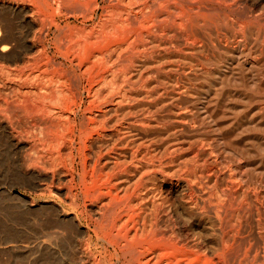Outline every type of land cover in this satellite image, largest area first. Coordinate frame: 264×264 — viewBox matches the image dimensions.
I'll return each mask as SVG.
<instances>
[{
	"label": "rangeland",
	"instance_id": "374dc122",
	"mask_svg": "<svg viewBox=\"0 0 264 264\" xmlns=\"http://www.w3.org/2000/svg\"><path fill=\"white\" fill-rule=\"evenodd\" d=\"M33 1L32 0L31 1H28V0H0V18L1 17L3 19L6 18L4 19V21H2L3 20L2 18H1L2 20L0 19V28L4 30V33H3L0 29V36L3 37L2 35H5L7 31H9V34L7 33V37L8 36L10 37L11 34L12 36H14L12 38L10 37V39L8 40L9 46H11V49L10 47L9 49L10 50L14 49V50H12L11 52L9 49H7L6 51L0 50L2 52L0 55V58H1L0 59V69H1L0 71V98H1L0 99V103H1L0 112L3 113V114L2 113L0 114V121L4 120V122L6 121V123H8L7 120L9 119V117H10L9 120H11L15 116L11 111L8 110L9 108L3 102L4 99L2 100V98L12 97L15 99L16 92H17L16 90H22V91L26 90L27 86L31 87L33 86V84L35 85L37 82L39 84V81H40V84L43 86H46L44 83L46 82L47 84L49 81L47 85H50V84L57 85L58 84L64 89L66 88V90L69 89L70 92H74V91L76 92L77 90L81 92V97L84 101L83 106L75 108L76 110L75 112H77L79 122L81 121L80 118L83 116V113H84L83 110H84L85 102H87L86 100H88L90 96V93L88 91L91 85L95 84L97 87L98 85H102L103 83V85L107 86L108 85L107 83L110 81L107 87H113L115 86V84L119 83L120 85L123 84L122 85L123 88H126L124 87V84L126 82L125 86L129 88V89L126 88V90L130 91L128 92V94L130 93L129 94L130 96L128 95V98L127 97L125 98L128 100V102L125 103V101L127 100H124L123 105L125 106L126 111L127 109L128 110L130 109V111L126 112V116H125L126 119L124 121L127 122L128 119H129L128 121H131L133 119H136L137 116H141V117H137L138 119L140 118L141 119L139 121L137 119L136 123L139 124L141 128L143 127L142 132L144 133L143 134L141 132L139 136L136 135L135 137L138 140L136 139L135 140L137 142L139 141V143H143L142 145V149H143L142 158L143 159H142L141 164H144L142 165L143 171L144 169L146 170L144 172L142 171L145 177H143L142 180L140 181L138 180L137 182H136V179L134 180L131 179L132 183L130 181V186L133 189L136 188L135 190L137 194L139 193L143 197L146 196L144 197V199L146 198V200H148L149 198L148 201L146 200L143 201L144 199L142 200L144 202L142 203V211L145 212L146 210V213H150L152 211V203H151L152 202L151 200H153L152 196L155 194L156 187L161 184L163 185V194L164 196L168 198V204L171 205V209H173V212L175 210L174 214L176 215H178L179 213L181 214L180 217L179 216L177 217L175 215L177 233L179 235L182 234L181 236L187 239L189 238L188 240H191L190 243L192 242V244H197V247H198L197 249L201 252V255H204L202 256L201 259H199L198 257H193V260L191 262L192 264H264V240H263L264 238L258 239V237L256 236V231L258 230L256 222L255 221L251 222L244 215V210L245 209L248 210L247 202H249V200L247 199L248 200L247 201L246 198L242 199L243 200V206H242L243 210L241 209L239 211L241 212L239 219L240 220L242 219L240 225L236 223V226L233 227V226H229L228 222L225 223L226 226L228 227L227 228L225 226V229H230V228L233 229L232 233L230 234L233 238L230 236L229 238L230 241L228 240V246L223 247L222 242H221V233H220L221 228L219 227L221 225L218 224L219 222L215 218V211H217V208L213 207L212 210L208 211L207 209L206 211L203 212V210H201L202 209L201 207L194 208L193 204H188L187 202H185L184 201L185 194L189 193L190 189L187 186L186 181L183 180V176H184L183 173L184 174L191 173V175H193L192 172L194 171L196 172L197 169L198 171L204 169L203 170L204 173L205 172L206 174L208 173L207 176L210 177L208 180L207 179L208 177H206V174H205L204 181L206 182V184L204 183L205 184L204 188L205 190L208 189L206 190V192H208V195L210 194L211 197L215 195L212 197L211 202L212 203L214 202V204H216L217 202L219 203V201L225 200L226 205L228 204V208H230L231 204L232 205L234 204L233 208H237L239 206L235 204L238 202L233 201L234 199L233 197L236 198V195L234 194L235 192L233 189H236V187L243 188L244 190H248V189L250 190V188L251 190L255 189L252 192L256 193L258 195V198L260 197L259 198L260 200H262V198L264 200V0H224V3H223V0H220V1L219 0L179 1L180 3L177 2L176 4V7L178 8L174 9V12H173L176 17V18L174 17L175 19L173 18L175 22L174 31L172 32L170 31V33L169 32L167 33L163 29L162 33H160L161 30L160 32L159 30L158 32L155 30L154 32L158 34V38L156 41L157 43L154 42L153 44H150L148 46H143V47L140 45L139 49L135 50L136 52L127 51V52L122 53L120 55L121 56L120 59L118 58V56H114L113 60L116 62H114V64L110 66V68H107L109 70L107 69H104L103 71L99 70L98 73L101 75H98L94 71L93 73H91L90 77L89 75L88 76L86 75L87 73L85 74V69H84L85 62H83L85 61V58H84L85 53L86 55H88L87 51L89 50V48L88 46L86 47V44L83 41H85L87 35L90 34V31L92 29L91 27L95 28L94 30L92 29L91 32L99 31V29L97 28L98 26L100 28V25L102 26V22L104 21V20L102 21V19H104L106 16L107 18H110L109 13H112L110 9L111 10L113 9L114 11L117 6H120L118 0H98L99 9L95 12L96 14L93 16V18L86 22H83L85 20L84 16L90 13V11L92 10L91 8H93V5H94V2L91 0H88L89 2H87V0H85L86 2L82 0L83 6H82L81 12L78 11V12L73 13V11H68L64 9L62 10L63 13L62 11H60V13L58 14H57V4L53 3L52 4L53 9L52 8L47 9L45 8V6L43 7V5L45 4L42 1L40 0H37V1L35 0L36 2L34 1V3L37 4V7H35L32 4ZM39 1L41 2V4ZM192 1L193 3L191 4L190 2ZM181 2H183V4L185 5L187 3V5L186 6L183 5ZM220 2H222V5ZM86 3L87 4L89 3L88 4L89 6L86 5ZM233 3L235 4V6ZM109 4H112V5H109ZM231 4L233 5V7H230L232 6ZM86 6L88 8H86ZM104 6H108V7H104ZM188 6H190V8H188ZM226 6L228 7L226 8ZM208 7H209V10H207ZM36 8L37 9L39 8L38 11ZM43 8H45L47 12ZM105 8L107 9V11ZM182 8L187 9V11L190 12V13L189 12L186 13L185 17L181 16ZM229 8L230 10H228ZM28 9H29V12H28ZM235 9H237L238 12ZM64 12L67 14L65 15ZM229 12H231V14H229ZM21 13L24 15L25 18H22L23 15ZM31 13L33 17L35 18H33L32 15H30ZM72 13L74 15H72ZM178 13H179L178 15L179 17L176 16ZM18 14L19 16H17ZM228 14L231 16H229ZM69 15H72V16L69 17ZM39 16L42 18H40ZM54 16H55V21H57L55 22V24L52 22ZM48 17L50 18L48 19ZM181 17L183 20H187V21L189 19L190 20L188 22L187 21L185 22L181 19ZM43 18L44 20H42ZM177 18H178V21L176 22ZM245 19L248 21H246ZM1 21L3 23L5 22L4 24L7 23L9 25L7 24L4 25L2 24ZM35 21L38 23H36ZM40 21H42L41 24L42 23L44 24L41 25ZM113 23H114V20H113ZM169 23L172 25L171 21ZM178 23L183 24V26L179 25ZM12 25L14 27H12ZM83 25H84V28H83ZM6 26L10 28L12 27V28L7 29ZM31 26H34L35 28ZM180 26L182 30L180 29ZM74 27L75 28L77 27L79 30L76 28V31L78 30L76 32ZM79 27L80 28L82 27V29H80ZM184 27L185 28L187 27V29L184 30L185 29ZM14 28L15 30H12ZM68 28L70 29L69 33H67L69 31ZM42 30L43 32H41ZM180 31L182 32L184 31V36L186 38L185 37L182 38L183 35H181V38L178 37V34L182 33ZM185 31H187V33L191 36H189ZM74 32L76 33V35H78L79 33L81 34L76 36ZM84 32L87 35H85ZM175 33H178V34L176 35ZM82 34H83V37L84 35L86 37L81 38ZM186 34L188 36H186ZM34 35L37 38H35ZM73 35L76 37H74ZM4 37H6V35ZM68 37H70V39H68ZM173 37H176V38L172 39ZM14 38H17L16 40L18 41L16 42ZM71 38L72 40H74L73 43L72 42L70 43L69 41L71 40ZM77 38H79V41H80L79 47L81 49H78V47L76 49L75 43L77 42V46L79 44L78 43L79 41L77 40ZM163 38H164V41H161ZM114 39L115 38L113 37V39L110 40L111 45H115L118 42L121 43L120 42L121 40H117V39L114 40ZM184 39L190 40V41L186 42ZM19 40H20V43H18ZM65 40H67L68 44L66 43ZM191 40L195 44H192ZM171 41H173V43ZM8 42L7 43L3 42L2 44H0V47L4 44H8ZM34 42L36 43V45L34 44ZM179 42L182 44H180ZM189 42L190 44H188ZM18 44L20 47L18 46ZM72 44H74L73 46L75 47L76 51H74V47L72 48ZM15 45L18 47H16ZM68 45H70V48ZM81 45L83 47H81ZM31 46L33 48H31ZM84 47H86L85 48L86 51L85 49L84 50L82 49ZM37 48L40 51L38 50L37 52L36 51ZM32 50H34L35 53ZM54 51L58 54H56ZM80 51L84 53L81 54ZM9 52L11 53V57H10ZM24 52L26 53V55ZM53 52L55 54H53ZM75 52L76 54L79 53L78 54L79 56L83 55L82 57L78 56V58L80 59L78 58L77 59L80 61H77L76 59L77 56L74 55ZM3 53L9 54V55H4ZM32 53H34L33 55L35 54L38 55V56L36 55L37 57L36 56H33V57H36V58L40 57L41 59L39 58L36 60L34 58L35 59L34 61L33 58H31ZM45 55L48 57V59H46L47 57H45ZM59 55L60 56L62 55L61 58ZM49 56L51 58H49ZM70 56H72V59L70 58ZM28 57L30 58L28 59ZM65 58H68V59H65ZM23 59L24 60L26 59V60L24 61ZM74 59H76L75 63L73 61ZM28 60L29 62H27ZM69 60H71V62ZM32 62L34 63L32 64ZM14 63H16V65H14ZM17 63H19L20 66L17 65ZM24 64H27V65L24 66ZM52 64L53 65L55 64V66H53ZM32 65L34 67V70L36 71H33ZM12 67H14L15 69ZM16 67L19 68L18 72L19 71H22V72L18 73ZM45 68L47 70H44ZM59 68H60L61 73L63 72L64 75L59 74L60 73ZM80 69H82V71ZM5 70H7V72H5ZM15 70L16 72H14ZM31 70L36 74L32 73ZM42 70L45 72L48 71V74L42 73L43 72ZM49 71L54 76L50 74ZM82 72H83V75H82ZM57 73L59 75H57ZM106 74H108L109 77ZM61 75L64 77H61V79L57 80V78H60ZM15 76H17L16 77L17 80L19 79L18 81L16 80ZM52 76L53 78H51ZM65 76H66V79H65ZM102 76H104V80ZM47 77L49 80H47ZM118 77L120 78V80L117 79ZM106 78L108 81L105 82ZM91 79L95 80V82L94 81L92 82ZM14 80L17 81V84H15L16 81ZM50 80H51V83H50ZM65 80L66 81L68 80L67 83H65L66 82ZM19 81L23 83H20ZM29 82L33 84L31 85L29 84ZM68 82L70 83L68 84ZM121 82H124V83H121ZM16 85H19V87L21 86L20 87L21 89ZM24 85H26V87ZM65 86H68V87H65ZM130 87H132L131 88L132 90L130 89ZM134 87L137 90L138 88L136 87H139V90L138 91L135 90ZM9 88L14 89V90H11ZM184 88L186 89L184 90ZM143 89H145V91H148L146 95L149 93L151 95L146 96L145 91H142ZM154 89L156 93L158 92L156 95L152 94L151 92ZM180 90H184V91L180 92ZM133 91L135 92L141 91L140 93H142V95L137 96L136 94H132V93H135ZM215 92H216V95L213 96ZM159 93H161V96L158 95ZM11 94H14V95L11 96ZM131 95H134V97H132ZM148 97L151 99V101ZM214 98L218 99V104L216 105L212 104V101L215 100ZM132 100L134 101V103ZM131 101L134 105L131 103ZM129 102L131 103V105ZM4 104H5V108L4 107L2 108V105L4 106ZM21 104L27 108L26 106L27 104L25 103H21ZM21 104L18 105L19 108L17 109L20 110V113L22 114L21 117L25 118L27 115L26 110H25L26 108L22 107ZM150 106H152V108ZM153 107H155V109ZM144 110L146 112V115H145V112L143 113ZM212 110H213V117H211L210 119L209 114H212ZM134 113L136 114V116H134L135 115ZM151 113L152 115H150ZM129 114H131V116ZM143 115H144V119H143ZM155 115H156V118H155ZM196 117H197V120L195 119ZM181 119L183 121H181ZM186 120L188 121V123ZM2 121L1 123L3 125L6 124V123H3ZM148 121L150 123H147ZM156 123L159 126H157ZM193 125L195 126V128ZM9 128L10 127H8V129ZM8 129H7V132L5 130V134H4V129L0 128V264H40V263L41 264H83L84 261L86 262L85 264H90V263L91 264H94V263L111 264V262L112 264H123L121 260L123 257H121L120 259L121 261L119 260V258H117L119 256L116 255V253L114 252L113 246L108 244V241L105 242V240L103 239H100V238L97 239L98 234L105 235V233L99 231L98 226L94 222H92L95 219L96 215H94L93 213L84 211L86 210L85 208H88L90 206L87 205L86 207L84 204V201L80 199L79 205L77 207L74 205L75 203L72 202V198L66 196L65 194L66 191L68 193L73 192V191L79 193L81 191L79 190L80 187L77 188L75 191L74 187L73 186L71 187V185L68 184L69 183L68 180L72 173L71 170H69V165H70L68 164L70 162L69 159L64 160L63 163L62 162L59 163L57 161L54 162V159L51 158L50 156L49 157L51 159L49 158V160L46 159V157L48 158V156L46 155L41 156V158L37 155L35 156L34 153L30 151L27 146L19 148L16 145H14L13 144L14 140L10 138V135H9V134H15L16 137L18 136V138L25 140L28 138L27 133L26 132L18 133L17 130L16 129L14 130L13 128H10L9 130ZM143 136H145L146 138ZM142 138L143 140H141ZM219 139H221V142ZM152 140H155V141H152ZM167 140L171 142L173 150H174V147L177 145L176 146L177 149L175 148L174 153H173V156L175 154V156L173 157L175 158L174 159L175 163L173 161V166L174 168L177 167L175 168L176 171L173 170L174 171L173 172L170 170L171 172L170 171L167 172V169L165 168H162V170L159 171V167H158L157 170L161 173V175L159 173L155 174L153 173L154 170L152 169V167H149L151 166V164L148 165V163H150V160H149L150 147H153L154 145H155L154 147H156V145L158 146L166 142ZM172 140L174 141V143L172 142ZM146 142H149V143H146ZM223 143H225V145ZM189 146H192V147H189ZM77 147H79V153H81L83 150L82 148H80L81 145L78 144ZM93 150L97 152L98 148L95 147ZM145 150L146 152H143ZM198 150H199V153H198ZM79 153L78 152L76 153L78 154V158H77L78 165L76 164V169L74 170V174H76L75 176L77 178L76 182L79 181V178H78L79 174L77 173H80V172L82 173V163L80 162L81 159L79 158ZM195 155L196 156L198 155V156L196 157ZM218 155H221V156H218ZM216 156H218L219 158ZM179 157L181 160L179 159ZM197 158L198 160H196ZM206 158L208 160H205ZM224 159L226 161H222ZM37 160H41V161L44 160V161L42 163L40 162V165H39V162ZM51 160L55 164L50 163ZM143 160L145 161V163ZM146 160H148L149 162ZM179 160L180 162H178ZM192 161L194 162L193 164H191ZM196 161L197 162L200 161L201 163L200 162L197 163ZM216 161L218 164H216ZM195 163L197 165V168L195 167L196 170H194L193 168L194 166H196ZM202 163H204L205 165H203ZM32 164L37 165V166L34 165L36 168ZM50 164L52 165L50 166ZM209 165L211 166V168H213V171H211L212 169L210 168ZM217 165L219 166V168L216 167ZM27 166L29 167L28 169H27ZM226 166H229V167L227 168ZM50 167H51V170H50ZM38 168H40L42 171ZM120 168L122 169V172L124 174H126V172L127 173L130 172L129 170L130 167L128 165L122 166ZM120 168H118L117 170H119ZM184 168H186L185 171H183ZM229 168L231 171L230 173L233 174L232 175L233 178L231 174L229 173ZM254 168H257L256 172ZM181 169H183L182 170L183 173ZM187 169H189V171ZM190 169L192 170L190 171ZM207 169L209 171H207ZM235 169H237L236 172H235ZM37 170H40L41 174L38 176V178H34L31 174L34 173L36 175ZM48 170H50V172ZM58 172H60L62 175L64 173V176H62V179H61V184L57 183L56 180L51 182L50 179H47V178H51L52 176L51 174L53 173L56 174ZM67 172L68 173L71 172V173L68 174ZM166 172L168 174L171 173L170 176H166L167 174ZM226 173H228L227 176L225 175ZM172 174L174 176L171 180L172 181L171 182L172 185H171V183L167 181L166 178L171 177ZM210 174L212 175L210 176ZM214 175L215 176L217 175L216 176L217 179ZM46 176L47 178L45 180ZM234 176H236V179ZM238 176L239 177L241 176L240 179H238L239 178ZM227 178L228 180H226ZM232 179L235 181H233ZM232 181L235 182L236 184L235 183H234L235 185L232 184ZM134 182L137 184L135 185ZM208 183H212V184L210 185ZM239 183L241 184L239 185ZM225 184H229V186L232 189L231 193L227 192L228 195L230 194L229 196H227V194L224 191V189L226 188ZM212 186H214L216 191L217 190L218 191L214 192V188H211ZM222 186H224L225 188ZM220 187L222 188L221 192L224 191L223 192L224 195L221 194V192H219V190H221ZM166 188L169 192L164 190ZM143 189H144V194H143ZM209 189L211 190V192ZM218 192L219 194H221L223 198L222 197L218 198L216 196ZM147 193L150 195H148ZM64 200L65 202H63ZM227 200L229 201L231 200V201L229 202ZM205 205L207 206V203ZM83 206H85V208ZM143 207L146 209H143ZM192 208L194 209V211ZM82 209H84L83 212H82ZM180 209H182L181 212L184 210V213H187V215L186 214L184 215L183 212L181 213L179 211ZM186 209L190 210L191 212L190 213L189 211L187 212ZM199 211L201 212L202 215L200 214ZM55 212L56 214L54 215ZM76 213L79 214L80 219L77 222L80 224L79 228L81 227L82 229L81 228L79 229L78 227L71 224L72 222L70 221V216L72 217ZM208 213L211 215L206 216V214ZM231 214L232 213L227 212V218L225 219L226 220L230 219L231 216L229 215ZM212 215L214 217H210ZM63 217H65V219ZM201 219L202 220L204 219V220L202 221ZM77 222L75 223L78 224ZM263 225L264 224L262 221L261 226H260L261 229H263L262 228ZM237 226L241 228L238 232L237 230H235L236 228H238ZM76 228H78L77 229L78 231L77 230L75 231ZM82 232H85V233H82ZM192 235L194 236L192 237ZM85 236L87 239L85 238ZM194 237L196 239L193 240ZM94 239L96 240V242ZM200 240L202 241L199 242ZM84 242H86V245ZM202 242L205 244H203ZM80 244H81V247H80ZM203 245H206V246H203ZM104 246H106L105 247L106 249L104 248ZM83 247L85 249H83ZM75 250H77V252ZM82 250L86 251V252L84 251L86 253L85 257H82V255L79 254L81 253L80 251ZM89 254L91 255L89 256ZM93 255L95 257H93ZM101 257H102V260H101ZM116 258L118 259V261Z\"/></svg>",
	"mask_w": 264,
	"mask_h": 264
},
{
	"label": "bare ground",
	"instance_id": "6f19581e",
	"mask_svg": "<svg viewBox=\"0 0 264 264\" xmlns=\"http://www.w3.org/2000/svg\"><path fill=\"white\" fill-rule=\"evenodd\" d=\"M31 1V0H28ZM33 1V0H32ZM35 1V0H34ZM33 1V5L35 7H37V4H35ZM37 1V0H36ZM35 1V2H36ZM42 1L45 5H43V7L45 6V8L47 9H51L52 8V4H57V14L60 13V11L66 9L68 11H73L74 12H78V11H82V6H83V1L82 0H40ZM39 1V2H40ZM85 1V0H84ZM94 2L93 8H91L92 10L90 11V13H86L87 15L84 16L85 20L83 22H86L90 19L93 18V16L96 14L95 12L99 9V4H98V0H91ZM179 1H185V0H118L119 5L115 8V10L113 11V9L110 11H112V13H109L110 18H107V16L102 19V26L100 25V28L98 26L97 29H99V31H95V32H91L92 29L94 30L95 28L91 27V31L90 34L87 35L85 32L84 34L87 35V37L84 35V37H86V40L83 41L86 44V47L88 46L89 50L88 55H86L85 53V62L84 63V69H85V74L89 77L91 75V73H93L95 71V73H97L98 75H101L98 73V71H103L104 69L110 68V66H112L114 64L113 57L114 56H118V58L120 59V55L124 52L127 51H133L136 52L135 50L139 49V46L141 45L143 46H148L150 44H153L154 42L157 41L158 38V34L156 32H154L155 30L158 32L163 31V29L168 33H170V31H174V20L173 18L175 17L174 15V9L178 8L176 7L177 2L180 3ZM194 1V0H193ZM190 2L191 4L193 3ZM198 1V0H197ZM220 1V0H219ZM86 2V1H85ZM87 2H89L87 0ZM102 2V1H101ZM105 2V1H104ZM188 2V1H187ZM203 2V1H202ZM210 2V1H209ZM213 2V1H211ZM218 2V1H217ZM226 2V1H225ZM24 3V2H23ZM30 3V2H29ZM42 3V4H43ZM91 3V2H90ZM183 4V2H181ZM205 3V2H204ZM222 5V2H220ZM219 3V4H220ZM224 3V0H223ZM227 3V2H226ZM17 4V3H16ZM25 4V3H24ZM41 4V2H40ZM89 4V3H88ZM86 3V5H88ZM103 4V3H102ZM213 4V3H212ZM234 4V3H233ZM112 5V4H109ZM108 5V6H109ZM185 5V4H183ZM187 5V3H186ZM185 5V6H186ZM189 5V4H188ZM205 5V4H204ZM207 5V4H206ZM232 5V4H231ZM32 6V5H30ZM89 6V5H88ZM108 6H104V7H108ZM192 6V5H191ZM195 6V5H194ZM193 6V7H194ZM203 6V5H201ZM209 6V5H208ZM235 6V4H234ZM12 7V5H11ZM24 7V5H23ZM29 7V5H28ZM200 7V6H199ZM211 7V5H210ZM216 7V6H215ZM219 7V6H218ZM228 6H226L227 8ZM230 7H233L230 6ZM16 8V6H15ZM20 8V7H19ZM27 8V7H26ZM43 8V9H45ZM86 8H88L86 6ZM184 8V7H183ZM181 9L182 13L181 16L185 17L186 13H188L189 11H187V9ZM188 8H190V6H188ZM205 8V7H204ZM23 9V8H22ZM20 9V10H22ZM37 9V8H36ZM39 9V8H38ZM37 9V11H38ZM53 9V8H52ZM106 9V8H105ZM109 9V8H108ZM199 9V8H197ZM206 9V8H205ZM222 9V8H221ZM10 10V9H9ZM15 10V9H14ZM25 10V9H24ZM46 10V9H45ZM102 10V9H101ZM209 10V7L208 9ZM230 10V8L228 9ZM226 10V11H228ZM237 10V9H235ZM52 11V10H51ZM107 11V9H106ZM225 11V12H226ZM233 11V10H232ZM231 11V12H232ZM12 12V11H11ZM18 12V11H17ZM27 12V11H25ZM29 12V9H28ZM33 12V10H32ZM35 12V11H34ZM44 12V11H43ZM47 12V10H46ZM109 12V10H108ZM231 12H229V14H231ZM238 12V10H237ZM19 13V12H18ZM37 13V12H36ZM63 13V11H62ZM65 13V12H64ZM72 13V15H74ZM85 13V12H84ZM106 13V12H104ZM190 13V12H189ZM193 13V12H192ZM191 13V14H192ZM236 13V12H235ZM22 14V13H21ZM20 14V15H21ZM26 14V13H25ZM43 14V13H42ZM67 13H65L66 15ZM228 14V15H229ZM23 15V14H22ZM21 15V16H22ZM32 15V13L30 14ZM29 15V16H30ZM45 15V14H44ZM72 15H69L72 16ZM179 13L176 15L177 17ZM238 15V13H237ZM236 15V16H237ZM2 16V15H1ZM19 16V14L17 15ZM36 16V15H35ZM49 16V15H48ZM64 16V15H63ZM62 16V17H63ZM231 16V15H229ZM27 17V16H26ZM31 17V16H30ZM28 17V18H30ZM33 17V15H32ZM38 17V15H37ZM40 17V16H39ZM81 17V16H80ZM238 17V16H237ZM2 18V17H1ZM0 18V19H1ZM11 18V17H10ZM22 18H25L24 15L22 16ZM35 18V17H33ZM42 18V17H40ZM46 18V16H45ZM50 17H48L49 19ZM53 18V17H51ZM65 18V17H64ZM76 18V17H75ZM141 18V19H139ZM176 18V17H175ZM174 18V19H175ZM187 18V17H186ZM185 18V19H186ZM189 18V17H188ZM245 18V17H244ZM3 19V18H2ZM1 19V20H2ZM6 19V18H4ZM4 19L2 21H4ZM180 19V18H179ZM182 19V17H181ZM247 19V18H246ZM245 19V20H246ZM8 20V18H7ZM34 20V19H33ZM32 20V21H33ZM44 20V18L42 19ZM47 20V19H46ZM58 20V18H57ZM80 20V19H79ZM101 20V18H100ZM114 20V23H113ZM183 20V19H182ZM190 20V19H189ZM188 20V21H189ZM198 20V19H197ZM1 21V22H2ZM6 21V20H5ZM24 21V19H23ZM27 21V20H26ZM31 21V20H30ZM37 21V20H36ZM35 21V22H36ZM49 21V20H48ZM171 21L172 25L169 23ZM178 21V18L176 19V22ZM183 21H187V20H183ZM187 21V22H188ZM243 21V20H242ZM248 21V20H246ZM12 22V21H11ZM28 22V21H27ZM42 21H40L41 24ZM45 22V21H44ZM52 22L55 24V16L52 20ZM81 22V21H80ZM99 22V21H98ZM100 22V23H101ZM245 22V21H244ZM5 23V22H4ZM2 22V24H4ZM38 23V22H36ZM7 24V23H6ZM4 24V25H6ZM44 24V23H42ZM41 24V25H42ZM95 24V23H94ZM179 24V23H178ZM185 24V23H184ZM9 25V24H7ZM31 25V24H29ZM35 25V24H34ZM182 25L183 24H179ZM87 26V25H86ZM97 26V25H96ZM3 27V26H1ZM5 27V26H4ZM7 27V26H6ZM12 27H14L12 25ZM11 27V28H12ZM34 27V26H31ZM40 27V26H39ZM48 27V26H47ZM50 27V26H49ZM78 27V26H77ZM76 27V28H77ZM89 27V25H88ZM95 27V26H94ZM10 27H7V29ZM10 28V29H11ZM35 28V27H34ZM42 28V26H41ZM75 28V27H74ZM75 28V31H76ZM80 28V27H79ZM84 28V25H83ZM177 28V27H176ZM185 28V27H184ZM1 29V28H0ZM6 29V28H5ZM9 29V30H10ZM33 29V28H32ZM39 29V28H38ZM44 29V27H43ZM69 29V28H68ZM78 29V28H77ZM82 29V27L80 28ZM181 29V26H180ZM187 27L184 29L186 30ZM12 30H15L12 29ZM35 30V29H34ZM79 30V29H78ZM77 30V31H78ZM177 30V29H176ZM182 30V29H181ZM1 31L4 33V30L1 29ZM37 31V30H36ZM76 31V32H77ZM89 31V30H87ZM6 32V31H5ZM43 32V30L41 31ZM40 32V33H41ZM70 32V29L67 33ZM178 32V31H177ZM182 32V31H180ZM187 33V31H185ZM191 32V31H190ZM189 32V33H190ZM2 33V34H3ZM7 33L9 34V31H7ZM7 33L5 34L7 37ZM37 33V32H36ZM39 33V34H40ZM72 33V32H71ZM79 33V32H78ZM89 33V32H88ZM159 33V34H160ZM165 33V32H164ZM202 33V32H201ZM74 34L76 35V33L74 32ZM81 33H79L78 35H80ZM176 35L178 33H175ZM180 34V35H179ZM178 37L181 38V35H183L182 38H184V31L182 33H179ZM188 34V33H187ZM186 34V36H188ZM5 35H2L3 37L0 36V44H2L3 42H8V40L10 39V37H14L11 36L8 38L4 37ZM67 35V34H66ZM76 35V36H78ZM172 35V33H171ZM202 35V34H201ZM16 36V35H15ZM35 36V35H34ZM39 36V35H38ZM68 36V35H67ZM74 36V35H73ZM72 36V37H73ZM74 36V37H76ZM162 36V35H161ZM164 36V34H163ZM175 36V35H174ZM191 36V35H189ZM17 37V36H16ZM80 37V36H79ZM83 34L81 38H84ZM113 37L115 38L114 40H121V43H114L115 45H111L110 40L113 39ZM168 37V35H167ZM18 38V37H17ZM17 38H14L15 41L17 42L18 40H16ZM35 38H37L35 36ZM64 38V37H63ZM176 37H173L172 39H174ZM178 38V39H179ZM186 38V37H185ZM19 39V38H18ZM39 39V38H38ZM68 39H70V37H68ZM75 39V38H74ZM188 39V38H187ZM190 39V38H189ZM195 39V38H194ZM34 40V38H33ZM36 40V39H35ZM77 40L79 41V38H77ZM75 40V41H77ZM83 40V39H82ZM81 40V42H82ZM171 40V38H170ZM185 40V39H184ZM183 40V41H184ZM11 41V40H10ZM38 41V40H37ZM35 41V42H37ZM63 41V40H62ZM67 43V40H65ZM70 43L74 40H69ZM159 41V39H158ZM164 41V38L161 40ZM167 41V40H165ZM178 41V40H177ZM176 41V42H177ZM186 42L190 41V40H185ZM192 41V40H191ZM33 42V41H32ZM34 42V44L36 45V43ZM64 42V41H63ZM173 43V41H171ZM182 42V41H181ZM15 43V42H14ZM20 43V40L19 42ZM69 43V44H70ZM78 46H77V42L75 43L76 45V49L78 47V49H81L79 47L80 45V41L78 42ZM110 43V44H109ZM157 43V42H156ZM161 43V42H160ZM159 43V44H160ZM164 43V42H163ZM180 43V42H179ZM178 43V44H179ZM184 43V42H183ZM31 44V43H30ZM32 44V45H34ZM39 44V43H38ZM68 44V43H67ZM82 44V43H81ZM135 46H134V45ZM171 44V43H170ZM182 44V43H180ZM185 44V43H184ZM190 44V42L188 43ZM192 44L193 43L192 41ZM12 45V44H10ZM41 45V44H40ZM45 45V44H44ZM74 44H72V48ZM83 45V44H82ZM81 45V47H83ZM157 45V44H156ZM16 46V45H15ZM14 46V48H15ZM19 46V44H18ZM16 46V47H18ZM43 46V45H42ZM70 48V45H68ZM159 46V45H158ZM188 46V45H186ZM195 46V45H194ZM193 46V47H194ZM11 49V46H9V42L8 44H4L0 47L1 51H6L7 49ZM20 47V46H19ZM23 47V46H22ZM82 48L83 50L86 48ZM27 48V47H26ZM29 48V46H28ZM27 48V49H28ZM31 48H33L31 46ZM43 48V47H42ZM46 48V47H45ZM44 48V49H45ZM68 48V49H69ZM71 48V50H72ZM141 48V47H140ZM147 48V47H146ZM150 48V47H149ZM148 48V49H149ZM9 49V50H10ZM43 49V50H44ZM75 47H74V51H76ZM143 49V48H142ZM14 50V49H12ZM10 50V52L12 51ZM35 50V49H34ZM32 50V51H34ZM38 48H37V52H38ZM70 50V51H71ZM82 50V51H83ZM147 50V49H146ZM145 50V51H146ZM0 51V55L1 52ZM40 51V50H39ZM46 51V50H45ZM49 51V50H48ZM73 51V52H74ZM81 52V54H83ZM86 51V49H85ZM9 52V53H10ZM16 52V51H15ZM14 52V53H15ZM55 52V51H54ZM53 52V54H55ZM59 52V51H58ZM78 52V50H77ZM8 53V52H7ZM25 53V52H24ZM31 53V52H30ZM35 53V51H34ZM32 53V57L30 55L31 58H33V60L35 61V59H39L36 58L38 55ZM50 53V52H49ZM64 53V52H63ZM67 53V52H66ZM70 53V52H69ZM72 53V52H71ZM4 54V53H3ZM2 54V55H3ZM42 54V52H41ZM47 54V53H46ZM58 54V53H56ZM74 54V53H73ZM79 54V53H78ZM78 54H75L78 58ZM127 54V53H126ZM4 55H9V54H4ZM26 55V53H25ZM23 55V56H25ZM37 55V56H36ZM40 55V54H39ZM72 55V54H71ZM36 56V57H33ZM52 56V55H51ZM60 56V55H59ZM62 56V55H61ZM60 56V58H61ZM66 56V55H65ZM81 56V55H80ZM79 56V57H80ZM83 56V55H82ZM81 56V57H82ZM6 57V56H5ZM10 57H11V53H10ZM27 57V56H25ZM28 57V59L30 58ZM45 57H47L45 55ZM75 57V56H73ZM3 58V57H2ZM7 58V57H6ZM20 58V57H19ZM35 58V59H34ZM43 58V57H42ZM49 58H51L49 56ZM53 58V57H52ZM69 58V57H68ZM65 58V59H68ZM70 58L72 59V56H70ZM83 58V59H84ZM1 59V58H0ZM21 59V58H20ZM41 59V58H40ZM48 59V57L46 58ZM57 59V58H56ZM76 59H74V63L76 62ZM80 59V58H78ZM77 61H80L78 60ZM82 59V58H81ZM124 59V57H123ZM126 59V58H125ZM24 60V59H23ZM26 60V59H25ZM24 60V61H25ZM44 60V59H43ZM42 60V61H43ZM10 61V60H9ZM14 61V60H12ZM23 61V62H24ZM39 61V60H38ZM60 61V59H59ZM71 62V60H69ZM29 62V60L27 61ZM41 62V61H40ZM39 62V63H40ZM63 62V61H62ZM247 62V61H246ZM9 63V62H8ZM20 63V62H19ZM19 63H17V65H19ZM25 63V62H24ZM34 62H32L33 64ZM80 63V62H79ZM29 64V63H28ZM31 64V62H30ZM50 64V63H49ZM73 64V63H72ZM14 65H16V63H14ZM27 64H24V66ZM42 65V64H41ZM53 65V64H52ZM51 65V66H52ZM64 65V64H63ZM70 65V64H69ZM76 65V64H74ZM78 65V64H77ZM20 66V65H19ZM23 66V67H24ZM45 66V65H43ZM55 66V64L53 65ZM52 66V67H53ZM71 66V65H70ZM22 67V65H21ZM33 67V65H32ZM36 67V66H35ZM42 67V66H41ZM57 67V66H56ZM80 67V66H79ZM14 68V67H12ZM29 68V67H28ZM48 68V67H47ZM50 68V67H49ZM64 68V67H63ZM68 68V66H67ZM83 68V67H82ZM136 68V67H135ZM15 69V68H14ZM13 69V70H14ZM17 72H18V67H16ZM21 69V68H20ZM41 69V68H40ZM52 69V68H51ZM54 69V68H53ZM25 70V69H24ZM44 70H47L46 68ZM50 70V69H48ZM58 70V69H56ZM76 70V69H75ZM82 71V69H80ZM109 70V69H107ZM1 71V69H0ZM32 71V70H31ZM30 71V72H31ZM33 71L34 67H33ZM32 71V73H34ZM39 71V70H38ZM43 71V70H42ZM41 71V72H42ZM60 71V68H59ZM5 72H7V70H5ZM10 72V71H9ZM8 72V73H9ZM16 72V70L14 71ZM13 72V73H14ZM22 72V71H19ZM18 72V73H19ZM24 72V71H23ZM58 72V71H57ZM67 72V71H66ZM78 72V71H77ZM84 72V71H83ZM82 72V75H83ZM215 72V71H214ZM17 73V74H18ZM31 73V74H32ZM40 73V72H39ZM42 73H47L48 71H43ZM41 73V74H42ZM50 73V71H49ZM54 73V72H53ZM111 73V71H110ZM12 74V73H11ZM30 74V76H31ZM36 74V73H34ZM52 74V73H50ZM59 74H63V72ZM57 73V75H59ZM68 74V73H67ZM109 74V73H108ZM108 74H106L108 76ZM19 75V74H18ZM26 75V74H25ZM28 75V74H27ZM39 75V74H38ZM53 75V74H52ZM56 75V74H55ZM60 76V78H57V80L61 79V77L64 76ZM80 75V74H79ZM105 75V74H104ZM155 75V74H154ZM20 76V75H19ZM24 76V75H23ZM33 76V75H32ZM37 76V75H36ZM42 76V75H41ZM47 76V75H46ZM49 76V75H48ZM54 76V75H53ZM53 76L51 78H53ZM93 76V75H92ZM17 76H15L16 78ZM27 77V76H26ZM40 77V76H39ZM38 77V78H39ZM50 77V76H49ZM57 77V76H56ZM86 77V76H84ZM101 77V76H100ZM103 80H104V76ZM106 77V76H105ZM109 77V76H108ZM129 77V76H128ZM205 77V76H204ZM8 78V77H7ZM20 78V77H19ZM35 78V77H33ZM55 78V77H54ZM75 78V77H74ZM92 78V77H91ZM130 78V77H129ZM44 79V78H43ZM66 79V76H65ZM85 79V78H84ZM95 79V78H94ZM97 79V78H96ZM102 79V78H100ZM117 79L120 80V78L118 77ZM128 79V78H127ZM136 79V78H135ZM17 80V78H16ZM14 80V81H16ZM19 80V79H18ZM17 80V81H18ZM32 80V79H31ZM36 80V79H35ZM34 80V81H35ZM40 80V79H39ZM42 80V78H41ZM47 80L48 77H47ZM52 80V79H51ZM50 80V83H51ZM56 80V79H55ZM75 80V79H74ZM87 80V78H86ZM92 80V79H91ZM124 80V79H123ZM17 81L15 84H17ZM23 81V80H21ZM30 81V80H28ZM27 81V82H28ZM54 81V80H53ZM66 81V80H65ZM68 81V80H67ZM67 81L65 83H67ZM95 82V80H92V82ZM108 81L107 78L105 80V82ZM115 81V80H114ZM126 81V80H125ZM20 82V81H19ZM25 82V80H24ZM32 82V81H30ZM29 82V84H31ZM60 82V81H58ZM91 82V83H92ZM104 82V83H105ZM110 82V81H109ZM109 82L107 83L109 85ZM132 82V81H131ZM23 83V82H20ZM49 83V81H48ZM47 83V84H48ZM56 83V82H55ZM70 82H68L69 84ZM87 83V82H86ZM113 83V82H112ZM124 83V82H121ZM128 83V82H127ZM152 83V82H151ZM19 84V83H18ZM28 84V85H29ZM33 84V83H32ZM31 84V85H32ZM46 86H43L39 84L38 82L33 86L29 87L26 85H24L26 87V90H16V96L15 99L10 97V98H6L4 97L2 94V96L4 98H2L3 102L6 104V106L9 108L8 110L11 111L14 115V120H7L8 123H6V121L4 122V120L2 121L3 123L6 124H2L0 121V128L4 129V134H5V130L7 132L8 127L13 128L14 130L16 129L18 133H23L26 132L28 138L25 140H22L20 138H18V136L16 137L15 134H9L10 138H12L14 141V145H16L17 147H24L27 146L28 149L30 151H32L34 153V155L39 156L41 158V156H48V158L46 157V159L49 160V158H53L54 162L57 161L59 163H63L64 160L69 159V170H71V176L68 180V184L71 185V187H74V190L76 191L77 188L80 187L79 190H81L79 193L78 192H70L68 193L66 191V196L71 197L72 198V202H74L75 206L78 207L79 205V201L80 199H82L84 201L85 206L88 208H85V206H83L86 210L82 209L86 211V212H90L93 213L94 215H96L95 219L92 221L94 222L98 228L99 231L105 233V235H100L98 234V238L103 239L106 241H108V244L113 246L114 252L116 253V255H118L119 260L121 259V257H123L122 263L123 264H192V260L193 257H198L199 259L202 258L201 252L197 249V244H192V242L190 243L191 240H188L187 238L181 236L182 234H178L177 230H176V218L173 209H171V205L168 204V198L166 196H164L163 194V185H158L155 189V194L152 196L153 200H151L152 202V211L150 213H146L142 211V203H144L143 201L146 200V198L144 199V197L146 196H142L139 193H136V188H132L130 186V181L132 183L131 179H136V182L139 180H142L144 176L143 172L146 171L144 169L143 171V166L144 164L142 163V145L143 143H139V141L137 142L136 140V135L139 136V134L143 131V127L141 128L139 124H137V117H141V116H137L136 119H133L131 121H124L126 118V112L130 111V109L126 111L125 106L123 105V101L127 100L125 99L126 97L128 98V92H130L129 90H126V88H128L127 86L123 88L122 85L123 84H115V86L113 87H107L106 85H98L96 87V85H91L89 88V93L90 96L88 98V100H86L87 102H85V106H84V113L83 116L80 118L81 121H78V116H77V112H75V108L77 107H81L83 106V99L81 97V92L80 91H74V92H70L69 89L66 90V88L64 89L63 87H61L60 85H47L46 82L44 83ZM60 84V83H59ZM64 84V83H63ZM62 84V85H63ZM90 84V83H89ZM100 84V83H98ZM23 85V84H22ZM87 85V84H86ZM206 85V83H205ZM19 87V85H16ZM23 86V87H24ZM94 86V87H93ZM111 86V85H110ZM130 86V85H129ZM11 87V86H10ZM21 87V86H20ZM19 87V88H20ZM22 87V88H23ZM24 87V88H25ZM29 87V88H28ZM68 87V86H65ZM83 87V86H82ZM81 87V88H82ZM147 87V86H146ZM14 88V87H12ZM23 88V89H24ZM86 88V87H85ZM132 87H130L131 89ZM139 90V87H136ZM143 88V87H141ZM145 88V87H144ZM148 88V87H147ZM146 88V89H147ZM150 88V87H149ZM183 88V87H182ZM188 88V87H187ZM11 89V88H9ZM16 89V88H15ZM21 89V88H20ZM71 89V88H70ZM129 89V88H128ZM135 89V87H134ZM163 89V88H162ZM186 88H184L185 90ZM189 89V88H188ZM187 89V90H188ZM217 89V88H216ZM4 90V89H3ZM14 90V89H11ZM10 90V91H11ZM72 90V89H71ZM81 90V89H80ZM132 90V89H131ZM137 90V89H135ZM137 90V91H138ZM184 90H180L184 91ZM136 91V92H137ZM142 91H145V89H143ZM5 92V91H4ZM9 92V91H8ZM135 92V91H133ZM132 93V94H136L138 95H142V93L137 92V93ZM152 94L156 95V91L155 89L151 91ZM179 92V91H178ZM193 92V91H192ZM88 93V94H89ZM146 93H148V91H145V95ZM173 93V92H172ZM169 94V93H168ZM188 94V92H187ZM14 94H11V96ZM151 94H147L146 96H150ZM159 96H161V93L158 94ZM167 95V94H166ZM186 95V94H185ZM216 95V92L213 94V96ZM1 96V97H2ZM6 96V95H5ZM87 96V95H86ZM130 96V95H129ZM132 97H134V95H131ZM169 96V95H168ZM172 96V95H171ZM177 96V95H176ZM197 96V95H195ZM212 96V95H211ZM141 97V96H140ZM152 97V96H151ZM155 97V96H154ZM165 97V96H164ZM173 97V96H172ZM12 98V100H11ZM131 98V97H130ZM129 98V100H130ZM149 98V97H148ZM147 98V100H148ZM176 98V97H175ZM1 99V98H0ZM10 99V100H9ZM132 99V98H131ZM150 99V98H149ZM153 99V98H152ZM215 100L212 101V104L216 105L218 104V99L214 98ZM16 100V101H15ZM146 100V99H145ZM154 100V99H153ZM152 100V101H153ZM133 101V100H132ZM131 101V103H132ZM151 101V99H150ZM169 101V100H168ZM209 101V99H208ZM128 102L125 101V103ZM140 102V101H139ZM172 102V101H171ZM21 103H25L27 104V108L24 107ZM130 103V102H129ZM128 103V104H129ZM130 103V105H131ZM134 103V101H133ZM132 103V104H133ZM176 103V102H175ZM1 104V103H0ZM3 104V103H2ZM5 104L4 106L2 105V108H5ZM22 105V107L26 108V117L23 118L21 117L22 114L20 113V110H18L17 108L18 105ZM136 104V103H135ZM157 104V102H156ZM169 104V103H168ZM208 104V103H207ZM134 105V104H133ZM139 105V104H138ZM200 105V104H199ZM1 106V105H0ZM144 106V105H142ZM149 106V105H148ZM181 106V105H180ZM137 107V106H136ZM152 108V106H150ZM164 107V106H163ZM130 108V107H129ZM142 108V107H141ZM155 109V107H153ZM7 109V108H6ZM4 109V110H6ZM138 109V108H137ZM185 109V108H184ZM183 109V110H184ZM79 110V109H78ZM135 110V109H134ZM157 110V109H156ZM167 110V109H166ZM174 110V109H173ZM182 110V112H183ZM19 111V113H18ZM133 111V110H132ZM150 111V110H149ZM180 111V110H179ZM189 111V110H188ZM187 111V112H188ZM4 112V111H3ZM145 112V110L143 111V113ZM169 112V111H168ZM181 112V113H182ZM185 112V113H187ZM206 112V111H205ZM2 112H0L1 114ZM7 113V112H6ZM136 113V112H135ZM134 113V114H135ZM149 113V112H148ZM147 113V114H148ZM164 113V112H163ZM194 113V112H193ZM192 113V114H193ZM3 114V113H2ZM9 114V113H8ZM7 114V115H8ZM79 114V113H78ZM137 114V113H136ZM136 114L134 116H136ZM140 114V113H139ZM165 114V113H164ZM24 115V113H23ZM131 116V114H129ZM146 115V112H145ZM152 115V113L150 114ZM222 115V113H221ZM2 116V115H1ZM192 116V115H191ZM3 117V116H2ZM148 117V116H147ZM209 117L211 119V117H213V110H212V114H209ZM8 118V117H6ZM129 118V117H128ZM156 118V115H155ZM161 118V117H160ZM141 119V118H140ZM138 119V121L140 120ZM143 119H144V115H143ZM142 119V120H143ZM151 119V117H150ZM154 119V117H153ZM165 119V118H164ZM197 120V117L195 118ZM136 120V121H135ZM141 120V121H142ZM135 121V122H134ZM144 121V120H143ZM181 121H183L181 119ZM187 121V120H186ZM171 122V121H170ZM185 122V121H184ZM206 122V121H205ZM132 123V124H131ZM143 123V122H142ZM141 123V124H142ZM145 123V122H144ZM147 123H150L149 121ZM188 123V121H187ZM154 124V123H153ZM157 124V123H156ZM195 124V123H194ZM152 125V124H151ZM170 125V124H168ZM192 125V124H191ZM248 125V123H247ZM148 126V125H146ZM154 126V125H153ZM157 126H159L157 124ZM194 126V125H193ZM150 127V125H149ZM202 127V126H201ZM219 127V126H218ZM9 128V129H10ZM147 128V127H146ZM161 128V127H160ZM166 128V127H165ZM192 128V127H191ZM195 128V126H194ZM8 129V130H9ZM149 129V128H148ZM152 129V128H151ZM154 129V128H153ZM184 129V128H183ZM193 129V128H192ZM157 130V129H155ZM161 130V129H160ZM175 130V129H174ZM12 131V130H10ZM145 131V130H144ZM173 131V130H172ZM210 131V130H209ZM9 133V131H8ZM143 133V132H142ZM150 133V132H149ZM155 133V132H154ZM160 133V132H159ZM166 133V132H165ZM180 133V132H179ZM253 133V132H252ZM7 134V133H6ZM144 134V133H143ZM153 134V132H152ZM156 134V133H155ZM8 135V134H7ZM158 135V134H157ZM222 135V134H221ZM149 136V135H148ZM9 137V136H8ZM135 137V138H134ZM145 137V136H143ZM164 137V136H163ZM172 137V136H171ZM139 138V137H138ZM146 138V137H145ZM182 138V137H181ZM180 138V139H181ZM185 138V137H184ZM197 138V137H196ZM136 139V140H135ZM169 139V138H168ZM171 139V138H170ZM179 139V140H180ZM183 139V138H182ZM189 139V138H187ZM193 139V138H191ZM226 139V138H225ZM256 139V138H255ZM140 140V139H139ZM143 140V138L141 139ZM200 140V139H199ZM221 142V139H219ZM258 140V139H257ZM256 140V141H257ZM145 141V140H144ZM143 141V142H144ZM155 141V140H152ZM194 141V140H193ZM172 142L174 143V141L172 140ZM149 143V142H146ZM80 144L83 150L81 153H79V147H77V145ZM177 144V143H176ZM225 145V143H223ZM147 145V144H146ZM151 146V145H150ZM155 146V145H154ZM150 147L149 150V160L152 169L154 170L153 173H159L161 175V173L159 172L160 170H162V168L167 169L168 171H176L175 167L173 166V161L175 158H173L175 156H173L174 150L176 148V146L172 147V144L169 140H167L166 142L160 144V145H156V147ZM97 147L98 151H94L93 149ZM180 147V146H179ZM192 147V146H189ZM200 148V147H199ZM147 149V148H146ZM149 149V148H148ZM177 149V148H176ZM190 149V148H189ZM183 150V149H182ZM225 150V149H224ZM185 151V150H184ZM189 151V150H188ZM79 153V158L81 159L80 162L82 163V173H77L79 174V181L76 182V174H74V170L76 169V164H77V158H78V154ZM143 152H146L143 151ZM32 153V154H33ZM199 153V150H198ZM210 154V153H209ZM208 155V154H207ZM50 156V157H49ZM144 156V155H143ZM186 156V155H185ZM184 156V157H185ZM196 156V155H195ZM198 156V155H197ZM196 156V157H197ZM221 156V155H218ZM216 156V157H218ZM148 157V156H147ZM187 157V156H186ZM209 157V156H208ZM207 157V158H208ZM215 157V156H214ZM50 158V159H51ZM205 160H208V159ZM219 158V157H218ZM37 159V158H36ZM43 159V158H42ZM45 159V157H44ZM52 159V160H53ZM146 159V158H144ZM180 159V157H179ZM216 159V158H215ZM222 159V158H221ZM50 163H54V162ZM178 160V159H177ZM181 160V159H180ZM180 160L178 162H180ZM185 160V159H183ZM182 160V161H183ZM190 160V159H189ZM198 160V158L196 159ZM241 160V159H240ZM39 162L42 163L43 161L41 160H37ZM144 161V160H143ZM188 161V160H186ZM210 161V160H209ZM222 161H226L225 159ZM37 162V163H38ZM67 162V161H66ZM184 162V161H183ZM195 162V160H194ZM192 161L191 164L194 163ZM197 162V161H196ZM200 161H198L197 163H199ZM208 162V161H207ZM220 162V161H219ZM145 163V161H144ZM175 163V161H174ZM190 163V162H189ZM201 163V162H200ZM209 163V162H208ZM221 163V162H220ZM245 163V162H244ZM55 164V163H54ZM203 165H205L204 163H202ZM207 164V163H206ZM216 164L217 161H216ZM223 164V162H222ZM221 164V166H222ZM33 166L35 164H32ZM52 164H50L51 166ZM78 165V164H77ZM129 166L130 167V172L126 174H124L122 172V169L120 167L122 166ZM146 165V166H148ZM196 165V163H195ZM37 166V165H35ZM34 166V167H35ZM48 166V165H47ZM68 166V165H67ZM186 166V164H185ZM184 166V167H185ZM189 166V165H188ZM199 166V164H198ZM202 166V165H201ZM210 166V165H209ZM230 166V165H229ZM229 166H226L227 168ZM238 166V165H237ZM58 167V166H57ZM159 167V171L157 170V168ZM183 167V166H182ZM190 167V166H189ZM197 165L194 166V170H196ZM217 168H219V166H216ZM29 167L27 166V169ZM32 168V167H31ZM36 168V167H35ZM41 168V167H40ZM38 168V169H40ZM44 168V167H43ZM49 168V167H48ZM66 168V167H65ZM118 168H120L119 170H117ZM174 168V169H173ZM187 168V167H186ZM181 169V171H185V169ZM192 168V169H193ZM202 168V167H200ZM205 168V166H204ZM207 168V167H206ZM209 168V167H208ZM211 168V166H210ZM221 168V167H220ZM231 168V167H230ZM229 168V173L231 172ZM54 169V167H53ZM79 169V168H78ZM147 169V168H146ZM190 169V171L192 170ZM213 171V168H211ZM41 170V169H40ZM37 170L36 175L33 173L31 174L34 178H38V176L41 174V171ZM45 170V169H44ZM51 170V167H50ZM50 170H48L50 172ZM67 170V169H66ZM128 170V171H129ZM189 171V169H187ZM204 170V169H203ZM203 170H199L197 169V171L193 173V175L188 174H184L183 171V180L186 181L187 186L190 189V192L185 194L184 197V201L187 202L188 204H193L194 208H199L201 207L204 211H206L208 209V211L212 210L213 207L217 208V211H215V218L218 220V224H220L221 226H219L221 229V242L223 247H227L228 246V240L230 241V234L232 233V228L230 229H225L226 226V222H228L229 226H236V223L238 225H240L241 220L239 219L240 213L239 212L242 209L243 206V198L246 200L248 199L249 202L247 205L248 210H244V215L246 216V218H248L251 222L255 221L258 227V230L256 231V236L258 237V239H263L264 238V225L262 226L263 229H261V222L263 221L264 224V200L262 198V200H260L258 198V195L254 192H252L253 190H244L243 188H239L236 187V189L234 190V194L236 195V198L233 197V201L234 202H238L235 203L237 205H239L237 208H233L234 204L230 205V208H228V204L226 205L225 200L219 201V203L217 202L216 204H214V202H211L212 197L210 196V194L208 195V192H206V189L204 188V185L206 184V182L204 181L205 179V174ZM227 170V169H225ZM224 170V171H225ZM255 172L257 171V168H254ZM47 171V170H46ZM55 171V170H54ZM65 171V170H64ZM79 171V170H78ZM77 171V172H78ZM125 171V170H124ZM127 171V170H126ZM143 171V172H142ZM165 171V170H164ZM170 171V172H171ZM173 171V172H174ZM207 171H209L207 169ZM233 171V170H232ZM237 171V169H235V172ZM57 172V171H56ZM61 172V171H60ZM58 172V173H53L51 174V178H47V176L45 177L47 179H50L51 182H53L54 180L57 181V183L61 184V179L63 175ZM66 172V171H65ZM166 172V173H167ZM180 172V171H179ZM44 173V171H43ZM68 173V172H67ZM68 173V174H70ZM147 174V172H146ZM171 174V173H170ZM170 174H166V176H170ZM178 174V173H177ZM208 174V173H207ZM207 179L209 180V176ZM213 174V173H212ZM210 174V176L212 175ZM228 173H226L225 175L227 176ZM231 176L233 175L232 173H230ZM237 174V173H236ZM240 174V172H239ZM238 174V175H239ZM47 175V174H46ZM66 175V174H65ZM180 175V173H179ZM182 175V174H181ZM224 175V176H225ZM67 176V175H66ZM173 174L171 177L166 178L167 181H169L170 183L172 182V178H173ZM215 176V175H214ZM217 176V175H216ZM215 176V177H216ZM221 176V175H220ZM223 176V177H224ZM42 177V176H41ZM57 177V178H55ZM147 177V175H146ZM149 177V176H148ZM151 177V176H150ZM222 177V178H223ZM236 179V176H234ZM239 177V176H238ZM241 177V176H240ZM240 177L238 179H240ZM233 178V176H232ZM40 179V178H39ZM65 179V180H66ZM217 179V177H216ZM214 179V180H216ZM237 179V181H238ZM41 180V179H40ZM177 180V179H176ZM228 180V178L226 179ZM231 180V179H229ZM233 180V179H232ZM235 181V180H233ZM232 181V184H234L235 182ZM236 181V182H237ZM64 182V181H63ZM66 182V181H65ZM162 182V181H160ZM230 182V181H229ZM244 182V181H243ZM50 183V182H49ZM135 183V182H134ZM205 183V184H204ZM222 183V182H220ZM227 183V181H226ZM238 183V182H237ZM245 183V182H244ZM31 184V183H30ZM51 184V183H50ZM67 184V183H66ZM137 183H135L136 185ZM147 184V183H146ZM159 184V183H158ZM179 184V183H178ZM183 184V183H181ZM208 184H212V183H208ZM236 184V183H235ZM234 184V185H235ZM241 183H239L240 185ZM28 185V184H27ZM52 185V184H51ZM54 185V184H53ZM79 185V186H78ZM172 185V183H171ZM209 185V186H210ZM221 185V184H220ZM232 185V186H234ZM244 185V184H243ZM49 186V185H48ZM66 186V185H65ZM138 186V185H137ZM145 186V185H144ZM156 186V185H155ZM246 186V185H245ZM51 187V186H50ZM59 187V186H58ZM68 187V186H67ZM135 187V186H134ZM167 187V186H165ZM170 187V186H169ZM218 187V186H217ZM216 187V188H217ZM224 187V186H222ZM226 187V188H225ZM225 193L228 195V193L232 192L231 187L229 186V184H225ZM250 187V186H249ZM132 188V189H131ZM208 188V187H207ZM211 188H214V186H212ZM221 188V187H220ZM147 189V188H146ZM170 189V188H168ZM173 189V188H172ZM218 189V188H217ZM52 190V189H51ZM56 190V189H55ZM59 190V189H58ZM72 190V189H71ZM166 191V189H164ZM176 190V189H174ZM210 190V189H209ZM139 191V189H138ZM148 191V190H147ZM216 191V189L214 188V192ZM218 191V190H217ZM216 191V192H217ZM222 191L219 190V192ZM223 191V192H224ZM257 191V190H256ZM255 191V192H256ZM56 192V191H54ZM169 192V191H168ZM188 192V191H187ZM211 192V190H210ZM219 192L216 194V196L218 198L222 197L221 194L224 195L223 192H221V194H219ZM228 192V193H227ZM182 193V192H181ZM142 194V193H141ZM143 194H144V189H143ZM148 194V193H147ZM169 194V193H168ZM63 195V194H62ZM150 195V194H148ZM208 195V196H207ZM226 196V195H225ZM226 196V197H227ZM143 197V198H142ZM225 197V198H226ZM148 198V196H147ZM223 198V197H222ZM221 198V199H222ZM224 198V199H225ZM230 198V197H229ZM232 198V197H231ZM144 199V200H143ZM216 199V198H215ZM214 199V200H215ZM81 200V201H82ZM143 200V201H142ZM149 200V198H148ZM146 200V201H148ZM247 200V201H248ZM62 201V200H61ZM200 201V202H199ZM216 201V200H215ZM229 201V200H227ZM231 201V200H230ZM229 201V202H230ZM54 202V201H53ZM65 202V200L63 201ZM62 202V203H63ZM246 202V201H245ZM207 203V206L205 205ZM51 204V202H50ZM70 204V203H69ZM149 204V203H148ZM182 204V203H181ZM145 205V204H144ZM184 205V204H183ZM187 205V204H186ZM202 205V206H200ZM60 206V205H59ZM66 206V205H65ZM64 206V207H65ZM180 206V205H179ZM182 206V205H181ZM192 206V205H191ZM206 206V207H205ZM52 207V205H51ZM193 207V206H192ZM61 208V207H60ZM69 208V207H68ZM181 208V207H180ZM205 208V209H204ZM47 209V208H46ZM65 209V208H64ZM143 209H146L143 207ZM184 209V208H183ZM191 209V208H190ZM193 209V208H192ZM149 210V209H148ZM182 209H180L179 211L181 212ZM187 212L189 211V213L191 212L190 210L186 209ZM199 210V209H198ZM197 210V211H198ZM243 210V209H242ZM51 211V209H50ZM64 211V210H63ZM74 211V210H73ZM194 211V209H193ZM46 212V211H45ZM148 212V211H147ZM184 213V210L182 211ZM181 212V213H182ZM200 212V211H199ZM202 212V213H203ZM212 212V211H211ZM227 212L232 213L231 218L230 219H225L227 218ZM243 212V211H242ZM53 213V212H52ZM73 213V212H72ZM56 214V212L54 213V215ZM74 214V213H73ZM81 214V213H80ZM88 214V213H87ZM187 215V213H184V215ZM197 214V213H196ZM201 214V212H200ZM68 215V214H67ZM84 215V214H83ZM89 215V214H88ZM165 215V216H164ZM180 213L178 215H176L177 217H180ZM202 215V214H201ZM204 215V214H203ZM207 215H211V214H206ZM263 215V217H262ZM66 216V215H65ZM196 216V215H195ZM61 217V216H60ZM184 217V216H183ZM210 217H214L213 215ZM65 219V217H63ZM67 218V217H66ZM166 218V219H165ZM203 218V217H202ZM68 219V218H67ZM79 214L76 213L74 216H70V221L72 222L71 224H73L74 226L78 227L80 226V224L77 222L79 220ZM181 219V218H180ZM195 219V218H194ZM198 219V218H196ZM205 219V218H204ZM203 219V220H204ZM214 219V218H213ZM212 219V220H213ZM62 220V219H61ZM182 220V219H181ZM202 220V219H201ZM202 220V221H203ZM240 220V221H239ZM246 220V219H245ZM244 220V222H245ZM248 220V221H249ZM51 221V220H50ZM65 221V220H64ZM82 221V220H81ZM186 221V220H185ZM192 221V220H191ZM247 221V220H246ZM75 222H77L78 224H76ZM187 222V221H186ZM185 222V223H186ZM199 222V221H198ZM217 222V221H216ZM188 223V222H187ZM201 223V222H200ZM215 223V222H214ZM191 224V223H190ZM217 224V223H216ZM244 224V223H243ZM95 226V225H94ZM189 226V225H188ZM191 226V225H190ZM96 227V226H95ZM94 227V228H95ZM218 227V228H219ZM227 227V226H226ZM238 227V226H237ZM69 228V226H68ZM76 228L75 231L78 229ZM81 228V227H80ZM79 228V229H80ZM97 228V227H96ZM228 228V227H227ZM244 228V227H243ZM82 229V228H81ZM192 229V228H191ZM215 229V228H214ZM241 228L238 227L235 230H237V232L240 230ZM85 230V229H84ZM83 230V231H84ZM87 230V229H86ZM94 230V229H93ZM107 230V231H105ZM244 230V229H243ZM78 231V230H77ZM82 231V230H81ZM89 231V230H88ZM189 231V230H187ZM186 231V232H187ZM193 231V230H191ZM242 231V230H241ZM80 232V230H79ZM90 232V231H89ZM75 233V232H74ZM85 233V232H82ZM95 233V232H94ZM190 233V232H189ZM254 233V232H253ZM93 234V233H92ZM193 234V233H192ZM197 234V233H196ZM199 234V233H198ZM77 235V234H75ZM85 235V234H84ZM252 235V234H251ZM194 235H192L193 237ZM200 237V236H199ZM232 237V236H231ZM235 237V236H234ZM256 237V238H257ZM86 238V236H85ZM84 238V239H85ZM93 238V237H92ZM233 238V237H232ZM231 238V239H232ZM83 239V238H82ZM87 239V238H86ZM96 239V238H95ZM94 239V240H95ZM192 239V238H191ZM196 239L195 237L193 238V240ZM93 240V239H92ZM204 240V239H203ZM235 240V239H234ZM264 240V239H263ZM88 241V240H86ZM202 240H200L199 242H201ZM262 241V240H261ZM96 242V240H95ZM104 242V243H105ZM86 245V242H84ZM102 243V242H101ZM194 243V242H193ZM203 243V242H202ZM79 244V243H78ZM88 244V243H87ZM205 244V243H203ZM72 245V244H71ZM84 245V244H83ZM199 245V244H198ZM256 245V244H255ZM79 246V245H78ZM92 246V245H91ZM96 246V245H95ZM100 246V245H99ZM98 246V247H99ZM201 246V245H200ZM206 246V245H203ZM74 247V246H73ZM77 247V246H76ZM81 247V244H80ZM85 247V246H84ZM83 247V249H85ZM106 246H104L105 248ZM108 248V247H107ZM204 248V247H203ZM202 248V249H203ZM206 248V247H205ZM91 249V247H90ZM106 249V248H105ZM103 250V249H102ZM108 250V249H107ZM204 250V249H203ZM77 252V250H75ZM85 250L80 251L82 255V257L86 256V251ZM106 251V250H105ZM104 251V252H105ZM203 252V251H202ZM44 253V252H43ZM91 253V252H90ZM70 254V253H69ZM94 254V253H93ZM106 254V253H105ZM205 254V253H204ZM232 254V253H231ZM91 254H89L90 256ZM107 255V254H106ZM252 255V254H251ZM103 256V255H102ZM105 256V255H104ZM108 256V255H107ZM81 257V256H80ZM81 257V258H82ZM93 257H95L93 255ZM100 257V256H99ZM116 258V259H117ZM87 259V258H86ZM95 259V258H94ZM100 259V258H98ZM108 259V258H107ZM110 259V258H109ZM102 260V257H101ZM120 260V261H121ZM118 261V259H117ZM231 261V260H230ZM82 262V261H81ZM91 262V261H90ZM86 262L84 261L83 264H85ZM88 263V262H87ZM93 263V262H92ZM41 264V263H40ZM91 264V263H90ZM96 264V263H94ZM112 264V262H111Z\"/></svg>",
	"mask_w": 264,
	"mask_h": 264
}]
</instances>
